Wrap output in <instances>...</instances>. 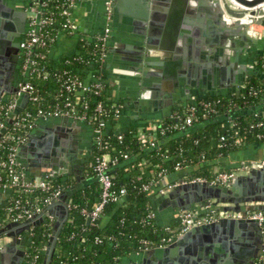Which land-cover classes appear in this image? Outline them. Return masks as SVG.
<instances>
[{
	"label": "trees",
	"instance_id": "obj_1",
	"mask_svg": "<svg viewBox=\"0 0 264 264\" xmlns=\"http://www.w3.org/2000/svg\"><path fill=\"white\" fill-rule=\"evenodd\" d=\"M66 1L40 0V18L51 19V22L41 25L39 32L46 38H53V41H48L45 47H36L33 56L36 53L45 56L41 65L49 74L46 79L29 76L28 81L34 84L39 98L35 103L30 102L24 110L19 112V115L26 111L35 113L37 109L52 111L57 105L60 109H65L62 104L65 98H69L72 105L77 108L81 107V101L88 103V114L94 113L97 99L94 94L85 93L77 102L74 95L65 91L63 83L67 75H74L80 79L85 76V71L92 70L95 73V70L100 69L97 42H89L79 37L74 54L57 58L49 56L48 51L56 42L58 35H67L60 27L65 19L61 11L66 8ZM68 56H78L79 59L73 60ZM256 63L264 71L262 56L256 58ZM101 75L104 79L106 78L105 72ZM244 85L238 95L224 93L205 96L204 99L213 104L215 111L203 117L204 112L201 106L197 107L193 125L196 126L226 114L228 119L224 121L209 123L198 127L195 131L188 130V128L175 129L172 128L173 124L181 123L185 117V113H182L180 108L178 112L180 111L181 117L177 122L170 117H164L156 122H144L140 126L136 123L130 124L119 131L122 137L118 139V131L113 129L116 117L110 110L111 104L115 101L109 95L108 84H105L99 99L103 101L108 112L106 116L98 117L93 125L96 126L103 120L109 127L108 132L100 136V143L93 145L89 163L85 165V177L92 179L91 183L70 196L69 216L58 235L50 264H117L131 254L158 245L163 237L168 235V232L165 227L157 224L155 216L148 217L150 213H155V203L161 200L160 197L155 196L159 189L156 185L157 181L165 175L175 173L177 164L189 168L216 161L204 164L182 177L185 180L201 178L210 182L219 172L235 173L237 171L231 168L229 160L243 146L235 144L234 138L239 137L243 145L264 144L263 110H256V107L264 102V84L252 77ZM175 108L173 111L176 110ZM242 108L253 111L232 116ZM230 123L233 125L230 126ZM259 123L260 125H257ZM150 125H154L158 130L159 140L168 137L171 139L162 145L157 144L155 147H150L148 142L141 141L137 136L138 130H146ZM162 128L168 129L164 135L159 133ZM27 131L23 127L14 128L12 124L7 128L0 137V160L6 159L12 151L11 148L16 144L14 138H8V135L25 136ZM182 131L186 133L177 136ZM221 136H225L226 140L221 141ZM213 139L217 141L215 146L212 144ZM105 153L111 158L119 159V163L109 172L112 177L113 190L118 193L124 189L125 195L120 202H109L104 207L100 218L91 223L87 221L83 210H90L96 205L101 192L99 183L93 177L92 164L96 156ZM121 153L127 154L128 159H122ZM6 174L5 171L4 180H7ZM62 182L69 186L76 183L71 175L50 181L54 185ZM144 184L149 186L148 190L143 189ZM47 197L48 194L43 191L25 192L9 189L6 195L0 197V229L18 211L17 201L21 208L32 209L36 206L44 207ZM103 218H107L104 224L102 223ZM52 223L53 218H46L41 224L32 226L27 232L25 240L29 244L22 264L43 263L44 252H39V250L40 248L46 249ZM168 226L172 230L176 229L179 226L178 219L173 218Z\"/></svg>",
	"mask_w": 264,
	"mask_h": 264
},
{
	"label": "water",
	"instance_id": "obj_2",
	"mask_svg": "<svg viewBox=\"0 0 264 264\" xmlns=\"http://www.w3.org/2000/svg\"><path fill=\"white\" fill-rule=\"evenodd\" d=\"M7 1L12 0H0V8L7 7ZM19 1L24 7L23 14L27 17L26 8L30 3L28 0ZM81 1L83 0L76 1V4ZM108 1L110 0H102L104 18H106L107 12L105 3ZM149 1L151 4L157 3V0ZM113 3L114 0H111L110 26L112 27L115 12ZM263 3L264 0H203L199 6L191 8L192 11L197 12L200 20L208 19V24L211 27L210 32H217L219 38L213 37L208 31V39L202 51L183 45V53L175 51L173 55L169 53L166 54L167 56H159V61L156 63L146 61L147 66L156 65L159 67V73L153 74L159 78V82H156L152 90L146 91L143 97L155 100L157 105L165 108V111L160 112L156 107L154 113L134 115L132 116L133 119L143 118L146 122L162 120L171 113L176 103L180 102L182 106L185 105L194 87L208 91L207 84L209 82L214 92L228 90L233 84L242 85L252 77L264 84V71L257 65H248L243 61L244 56H239V50L235 48V45L237 46L240 42L236 44L233 42L232 46L224 43V38L227 36L231 38V35L232 39L236 36L237 41L240 39L242 42H247V26L250 24L264 25V10L260 8ZM226 17L235 20L230 22ZM12 20L13 17L10 12L8 14L0 13V23L3 21L6 25H10ZM229 26L231 29L226 28ZM98 33L88 34L89 40ZM23 36L24 34H22ZM20 43L21 40L17 43L15 59L18 58L16 52L19 51ZM134 61L141 62V58L134 59ZM15 62L11 70H14ZM2 75L0 72V98L4 92H17V88L13 84V77L8 76V79L3 83ZM181 84L179 94L173 95V90L178 91L177 88ZM160 89L164 92H161ZM211 94L212 92H207V95ZM27 99V94H19L14 113H18L26 105ZM125 105L124 109L129 110L128 103ZM258 109L264 110V105L257 106L256 110ZM252 111L245 109L234 113L232 116L251 113ZM121 117L118 121H121ZM227 118V115L218 116L213 120L204 121L196 126L193 125L188 130L195 131L198 127L214 122L219 123ZM130 120L131 118H129ZM52 125H57V128L54 129L51 127ZM60 125L66 126V128H58ZM117 127L122 129L120 123ZM64 130L77 135L79 132H85L87 136L78 143L67 132H63ZM42 131H45L47 136L41 137L38 142V135ZM186 131L178 133L177 136L186 133ZM94 135L92 126L83 121H76L68 116H49L39 120L37 127L29 132L28 141L17 147V152L21 157H23V151H29L25 155V160L17 157V162L25 170L26 180L35 177L47 182L71 175L76 183L65 189L56 200H52L33 218L21 223L11 222L0 229V239L10 238L9 244L1 248L0 253L18 250L17 256L9 263L7 256H5L6 263L22 264L25 248L20 245L19 235L28 231L32 226L41 224L44 219L52 217V231L42 264L51 263L58 235L69 216L68 202L70 196L92 181V179L85 177V165L89 163L91 157ZM170 139L171 137L160 140L158 145H162ZM216 142V139H213V146L216 145ZM82 146L85 147V150L80 149ZM66 150H71L72 154L68 155ZM70 156L74 158L76 164L74 168H59L58 162L63 157L70 158ZM204 164L183 168L172 175H167L161 180L160 185L166 186L177 182L184 175L197 170ZM242 166L243 164H236L231 165V168L237 170ZM94 180L96 181V179ZM167 197V199L163 198L160 201L158 210L161 211L167 205V200L171 199V211L174 209L177 212L192 210V205L196 204L202 210L194 219L208 216L212 220L194 224L181 234L175 233V240L171 244L146 250L145 254L149 260L157 259V264H169L170 259H175L178 264H253L264 254L263 227L257 220L246 217L247 211H264V164L249 166L243 175L236 174L226 185L211 184L208 181L177 184L167 194ZM233 213L239 214V217L230 216ZM176 216L177 214L173 218ZM239 245L242 249L239 248Z\"/></svg>",
	"mask_w": 264,
	"mask_h": 264
},
{
	"label": "built area",
	"instance_id": "obj_3",
	"mask_svg": "<svg viewBox=\"0 0 264 264\" xmlns=\"http://www.w3.org/2000/svg\"><path fill=\"white\" fill-rule=\"evenodd\" d=\"M76 1L78 0H67L66 8H64L61 11V14L62 16H64L65 19L64 22L60 24V27L66 32L67 35H73L76 33L77 26L72 21L71 18V9ZM28 2L30 3V5L27 6L26 8L27 11L26 28H25L24 36L19 46L20 56L18 58L17 71L13 80V84L17 88V92L16 93L4 92L0 98V137L3 135V133L7 130V128L11 124L13 125L14 128L23 127L26 131L27 130L28 131L25 136L8 135V138H12V139L14 138L16 144L11 148L12 151L10 152V154H8L7 158L0 160V194L6 195L8 190L11 188L25 192L43 191L48 194V197L45 200V206H46L52 200H56L63 193V191L69 188L70 186L65 184L64 182H62L61 184L54 185L51 184L50 181L45 182L42 181L41 179L26 180L24 178L23 168L17 162V157H16L17 147L25 144L28 141L29 132L36 127L39 120L49 116H68L76 121H83L86 124L92 126L93 131L95 133V135L93 136L94 144L100 143V136H102L103 133L107 134L109 127L106 122L102 120L98 122L96 126L93 125V122L96 121L97 118L100 116H106L108 112V109L105 107L103 101L99 99V97L102 95V92L104 91V85L108 84L107 78L104 79L101 73L105 72V62L107 59L106 40L111 32V26H110L111 0L105 3L106 11H107L105 18L106 24L101 30V32L93 36L91 40H89V38L86 36H80V39H85L89 42H97L96 45L100 53V56H98L100 69L95 70V73L92 70L85 71V76L80 79L74 75H67V78L63 83L65 91L74 95L76 97L77 102L85 93H92L97 97V99L95 100L96 104L94 106V113L92 114H88L89 111L88 103L81 101V107L77 108L76 106L72 105L69 98H65L62 103L65 109H60L57 105L55 106V109L52 111H44L42 109H37L35 113H32L31 111H26L19 115V112L24 110L30 102L35 103L39 98L37 89L35 88L34 84L28 81L29 76L33 78L46 79L49 74L44 68V66L41 65V62L45 58V56L41 54L39 55V53L38 54L36 53L35 56H33L34 49L36 47H45L48 41L49 42L53 41V38H46L39 32L41 25L51 22V19L40 18V6H41L40 0H28ZM253 26L257 27V29H255ZM256 30L260 32V35H262V38H264V25L250 24L246 28V33L254 34ZM68 57L72 58L73 60L79 59L78 56H68ZM262 57L264 58V56ZM90 67L92 68V64H90ZM244 84L237 87L236 90H231L225 94L238 95L243 90L245 86ZM20 93L27 94L28 96L27 103L18 113H14L18 96ZM218 94H224V93L216 92L213 95H218ZM205 96H207V94L198 95L193 93L191 94V96L189 97V99L187 100L184 106L182 105L177 106L175 108L176 109L175 111H173L172 109L171 113L166 117H170L171 119H174L176 122L181 117L180 111L178 112V110H180L181 108L182 113H185V117L181 121V123H174L172 128L184 130L186 128L192 127L193 120L196 117V110L197 107L199 106H201L204 112L203 117H207L208 113H213L215 111L213 104H211V102L208 101L207 99H204ZM118 102L119 101H115L113 104H111L110 110L116 117V121L114 122L113 129L115 131H118L117 138L121 139L122 136L119 133L121 129L117 127V122L122 114V110H124V104L122 102L121 103ZM261 105H264V102ZM241 110H245V109L242 108L239 111ZM262 117L264 118V110L262 113ZM9 120H11V122H9ZM232 125L233 124L230 123V126ZM257 125H260V123ZM251 127H253V125H251ZM2 130L3 132H1ZM167 130L168 129L162 128L159 133L164 135ZM157 132L158 130L156 129V127L154 125H150L146 128V130L143 129L138 130L137 136L141 141L148 142V145L150 147H155L160 141L159 138L157 137L158 136ZM220 140L225 141L226 137L221 136ZM234 143L239 146H245L242 144V141L239 137L234 138ZM120 157L124 160L128 159V155L125 153H121ZM118 163H119V159L117 157L111 158L110 155L106 153L96 156L94 158V162L92 164L93 177L99 183L101 192L97 204L94 205L90 210H83V213L85 214L88 222L93 223L95 220L99 219L100 216L102 215L104 207L109 202H120L124 197L125 195L124 189H121L118 193H116L113 190L112 177L109 172L110 169L113 166L117 165ZM183 168L184 167L177 164L175 170L179 171ZM5 171L7 173L6 174L7 180L3 179V174ZM235 173L219 172L214 177V179L210 181V183L218 184V185H226L227 183H229V181L232 178H234ZM161 180L156 182V185L159 186V189L157 190V193L155 195L156 197H160L161 199L167 196V194L177 184L190 183V182H206L205 179H201V178H194L190 180H185L182 178L177 182L168 184L166 186H161L160 185ZM148 187L149 186L146 184L143 185L144 190H148ZM16 204H17L16 208L18 209V211L10 217L11 219L7 224L11 222H20V223L25 222L26 220H29L33 218L35 215L39 214L45 207V206L44 207L36 206L32 209H29L24 207L21 208L19 201H17ZM68 208H69V202H68ZM175 214H177L175 218L178 219L179 226L174 230L170 229L169 226L165 227V230L168 232V235L164 236L162 241L155 247L171 244L175 240L176 237L175 233L181 234L184 231L190 229L192 226H194V224H201L212 220L208 216H201L195 220L194 218L198 214L196 210H188L184 212L179 211L176 212ZM154 216L155 213L153 212L150 213L148 217H154ZM230 216L239 217V214L233 213L230 214ZM246 217L249 219L257 220L260 223V225L263 227V232H264V211H247ZM28 231L23 232L18 237L21 240L23 247L25 248V255L23 261L26 258L28 244H29V242L25 240ZM146 250H149V248L144 249L142 252H145ZM39 252H45V249L40 248ZM140 253L141 252H137L131 255H137ZM253 264H264V254L260 256Z\"/></svg>",
	"mask_w": 264,
	"mask_h": 264
},
{
	"label": "crops",
	"instance_id": "obj_4",
	"mask_svg": "<svg viewBox=\"0 0 264 264\" xmlns=\"http://www.w3.org/2000/svg\"><path fill=\"white\" fill-rule=\"evenodd\" d=\"M201 1L203 0H157V3L151 4L149 0H114L113 27L111 26L110 36L106 40L108 57L105 62V73L111 99L122 102L124 108L126 103L129 106V110L124 109L121 121L117 122V126L119 123L122 128L134 123L140 126L146 120L143 118L133 119L132 116L154 113L156 107L160 112L165 111V108L157 105L155 100L143 97L146 91L152 90L156 82H159V78L153 76V74L159 73V67L156 65L147 66L146 61L156 63L159 61V56H167L166 54L169 53L173 55L175 51L183 53V45L202 51L208 39V31L213 37H218L217 32H210L211 27L208 24V19L200 20L197 12L191 9L199 6ZM71 18L78 25H76V33L69 36L59 35L49 50V56L57 58L62 55H72L76 51L77 38L80 36L89 38L88 34L101 32L106 24V19L102 15V0H83L77 4L75 2L71 9ZM228 20L233 22L235 19L228 18ZM253 27L257 29V27ZM226 28L231 29L230 26ZM246 36L247 42H242L240 39L237 41L236 36L232 39L231 35V38L228 36L224 38V43L232 46L233 42L235 44L240 42L237 46L235 45V48L239 50V56H244L243 61L248 65H257L256 58L264 56V38L257 30L254 34L246 33ZM242 49L243 51H241ZM229 56L232 57V55ZM138 58H141V62L134 61ZM210 85L209 82L207 84L208 91L194 87L191 93L201 95L212 92L211 95H213L216 91L214 92ZM239 86L241 85L233 84L223 93L236 90ZM181 87L182 84L177 88L178 91L173 90V95H178ZM160 90L164 92V90ZM179 105H181L180 102L176 103L173 108ZM129 118H131L130 121ZM51 127L56 129L57 125ZM58 128L64 129L66 126L60 125ZM63 132H67L78 143L87 136L85 132H79L78 135L65 130ZM46 136L47 133L42 131L38 135L37 141L39 142L41 137ZM80 149L85 150V147L82 146ZM28 153V150L23 151V157H21L16 152V157L25 160V155ZM229 162L230 165L243 164L240 169H237L235 175H243L249 166L263 165L264 144L243 146L232 155ZM23 171H25L24 168ZM24 178L26 179L25 176ZM39 179L29 178V180ZM167 198V196L164 197V199ZM160 201L155 203V219L159 226L167 227L177 211L174 208L173 211L170 210L171 199L167 200V205L161 211L158 210ZM172 201L174 200L172 199ZM191 208L197 212L202 210L196 204ZM106 220L107 218H103L102 223H106ZM9 242L10 238L8 237L0 239V249L7 246ZM20 245L23 247L22 243ZM239 248L242 249L240 245ZM17 253L18 250L9 253L1 252L0 264H8L17 256ZM5 256H7L8 263L5 262ZM146 262L157 264L158 260L151 261L145 252H141L124 258L117 264H145ZM169 264H178V262L175 259H170Z\"/></svg>",
	"mask_w": 264,
	"mask_h": 264
},
{
	"label": "flooded vegetation",
	"instance_id": "obj_5",
	"mask_svg": "<svg viewBox=\"0 0 264 264\" xmlns=\"http://www.w3.org/2000/svg\"><path fill=\"white\" fill-rule=\"evenodd\" d=\"M6 2V1H5ZM7 7L0 8V13H9L13 17L10 25H6L3 21L0 23V72L2 75L3 83L8 79V76H12L13 80L17 71L18 58L20 51L16 52L18 58L15 59V51L17 43L22 40V34L25 32L27 17L23 14L24 7L19 0L7 1ZM16 61V62H15ZM15 62L14 70H11L12 65ZM68 155L72 154L71 150H66ZM74 158L63 157L58 162L59 168H74Z\"/></svg>",
	"mask_w": 264,
	"mask_h": 264
},
{
	"label": "bare ground",
	"instance_id": "obj_6",
	"mask_svg": "<svg viewBox=\"0 0 264 264\" xmlns=\"http://www.w3.org/2000/svg\"><path fill=\"white\" fill-rule=\"evenodd\" d=\"M260 8H262L264 10V3L260 6Z\"/></svg>",
	"mask_w": 264,
	"mask_h": 264
}]
</instances>
